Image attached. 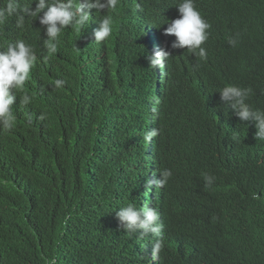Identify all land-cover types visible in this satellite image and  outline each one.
<instances>
[{
  "label": "trees",
  "instance_id": "obj_1",
  "mask_svg": "<svg viewBox=\"0 0 264 264\" xmlns=\"http://www.w3.org/2000/svg\"><path fill=\"white\" fill-rule=\"evenodd\" d=\"M179 1L119 0L103 49L75 31L70 46L59 45L46 61L53 71L36 69L45 51L33 36L42 38L40 21L26 18L18 29L10 17L0 26V40L23 36L38 55L23 89L32 103L17 97L16 126L0 130V264H253L264 248V142L255 122L239 120L219 92L250 87L247 103L264 109V0H196L212 25L206 61L172 49L176 37L163 34ZM148 20L163 27L172 53L160 85L135 30ZM237 33L232 47L227 41ZM58 78L66 81L61 89L52 87ZM150 124L159 130L152 160L143 139ZM151 163L153 180L172 170L162 188L147 186ZM204 174L215 178L210 188ZM146 187L179 238L155 261L146 239L122 231L115 215L148 198ZM219 239L220 251L204 244Z\"/></svg>",
  "mask_w": 264,
  "mask_h": 264
},
{
  "label": "clouds",
  "instance_id": "obj_2",
  "mask_svg": "<svg viewBox=\"0 0 264 264\" xmlns=\"http://www.w3.org/2000/svg\"><path fill=\"white\" fill-rule=\"evenodd\" d=\"M195 2L196 0H180L174 4L169 10L171 14L163 23L167 26L163 29V34L176 37L171 44L172 49L185 48L198 56L201 61H206L207 50L203 45L209 39V30L212 25L197 10ZM31 3L32 0L28 4H22L21 0H5L0 7V26H3L10 17H15V26L18 29L25 27L26 18L31 17L40 21L42 38L33 36L38 44L43 43L45 49L43 57L39 58L40 65L36 68L41 72L42 70L53 71L46 61L57 55L59 45L70 46L69 40L75 31L79 35L81 32L85 33L86 39H89L94 50H102L105 41L113 34V18L110 13L117 8L119 0H36L29 6ZM172 14L180 15L169 22ZM162 28L159 24L156 26L151 20L135 28L143 40L144 48L148 50L149 67L152 69V76L157 85L164 82L161 74L172 55L169 50H166L164 40L161 38ZM68 35L70 37L67 38ZM29 42L23 36L13 41L0 40V130L4 132H10L16 126L13 105L17 97H19V104L23 106H28L33 101L31 94L23 92L38 62L37 50ZM227 42L230 46L236 47L239 42V33L235 37H229ZM65 85L66 81L58 78L55 79L52 87L61 89ZM18 92H23V95L18 96ZM219 92L224 105L227 108L230 107L239 120L255 122V138L257 141L264 142V109H253L247 103L253 89L226 85ZM46 118L47 114L43 112L37 117L41 121ZM31 119L29 116V121ZM157 135L159 130L154 128L153 124H150L143 134L147 159L152 160L153 138ZM232 138L236 140L237 136L233 135ZM147 168L148 187L154 185L162 188L173 175L171 169H164L160 172V178L153 180V172H156V169L152 163ZM203 178L205 188H210L215 182V178L211 175L204 174ZM145 191L149 195L148 198L141 197L137 206L134 203H127L119 207L115 215L122 231L130 236L138 234L141 239H146L145 243L149 245L147 254L152 257V261H155L163 253L167 241L178 243L179 238L166 211L160 205L150 201V190L147 187ZM204 244H207L212 252L225 248L222 239ZM204 244L197 249L200 250ZM252 263L264 264V248L252 258ZM47 264H57V261L48 259Z\"/></svg>",
  "mask_w": 264,
  "mask_h": 264
},
{
  "label": "bare ground",
  "instance_id": "obj_3",
  "mask_svg": "<svg viewBox=\"0 0 264 264\" xmlns=\"http://www.w3.org/2000/svg\"><path fill=\"white\" fill-rule=\"evenodd\" d=\"M154 53H155V51H154ZM164 71H165V69H163V71H162V72H164ZM161 76H164V75H163V73L161 74ZM189 212H190V211H189Z\"/></svg>",
  "mask_w": 264,
  "mask_h": 264
}]
</instances>
